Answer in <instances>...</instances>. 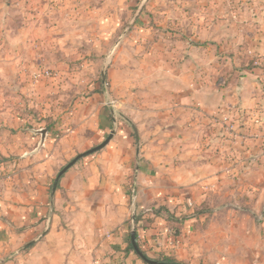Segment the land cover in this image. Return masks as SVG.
<instances>
[{"label": "crops", "instance_id": "obj_1", "mask_svg": "<svg viewBox=\"0 0 264 264\" xmlns=\"http://www.w3.org/2000/svg\"><path fill=\"white\" fill-rule=\"evenodd\" d=\"M27 1L31 3L0 0V260L23 259L22 246L39 238L31 248H39V261L60 264L55 260L58 241L73 233L70 228L78 231L63 225L64 217L96 212L86 207L97 200L96 194L110 202L109 191L115 186L119 190L128 186L133 202L139 197L137 185L143 180L158 183L155 175L161 170L164 186L182 188L178 196L157 192L153 203L191 211L188 202L203 209L208 199L216 207L205 228L201 224L205 213L185 222L176 235V248H168L166 221L154 219L152 227L140 234L147 252L179 255L188 264H239L229 257L232 252L244 255L257 244L264 255V32L259 31L264 29V0L100 2L91 11L97 16L91 32L84 24L78 29L77 21L69 22L75 36L90 40L94 35L90 50L105 56L88 67L84 77L83 87L93 90L89 102L80 115L57 120L60 127L51 131L43 123L37 130L23 128L26 119L12 91H23L28 42L40 44L44 38L38 30L47 25H52V34L60 32V24L40 22L39 6L30 11ZM237 9L244 10V17ZM248 10H255L257 18ZM224 11L225 20L219 18ZM224 54L233 60L226 64L231 67H221ZM100 71L116 93L115 86L122 83L134 85L131 92L140 96L128 105L132 116H120L125 121L117 128L109 97L97 90ZM145 91L155 99L147 101ZM160 117L164 128H158ZM61 127L69 133L61 136ZM112 131L107 146L79 160L53 193L57 173L75 155L70 154L82 152L86 143ZM207 234H212L213 242L218 237L211 247L206 240L204 246L200 242ZM76 241L91 253L87 241ZM133 263L145 264L141 259Z\"/></svg>", "mask_w": 264, "mask_h": 264}, {"label": "rangeland", "instance_id": "obj_2", "mask_svg": "<svg viewBox=\"0 0 264 264\" xmlns=\"http://www.w3.org/2000/svg\"><path fill=\"white\" fill-rule=\"evenodd\" d=\"M103 1L104 0H31V3H28L27 1V3L30 4V11H35V6H39L38 11L40 22L45 20L47 24H60V27H58L60 32L52 34V25L42 27L38 30L39 36L44 38L41 43L39 44V41L37 44H35V42H28V46L26 47L28 49L29 57L27 59L28 66L25 74L26 80L23 82V91L20 88H14L12 90L16 95L17 100H20V102L17 101V104H21L19 106L26 119L23 122L24 129L28 128L29 130H37L41 127L40 123H43L44 126L51 131L53 126L57 129V126L59 125L56 124L57 120L60 119L65 122L71 119L72 114L80 115L82 111L84 112V105L86 106L89 102L88 99L92 90L83 87L86 84L84 83V77L86 78V76H88V67H91L93 63H97L98 60L101 61L105 56H96L95 52L90 50V47L94 46V35L91 36L90 40L75 36L77 35L76 32H74L75 28L74 26L69 25V22H72V25H74L77 21V24L80 25L78 26V29L83 28L82 25L84 24L85 30L90 31L89 28L91 27L92 22H94V19H97L96 15H91V11L94 9L93 7H96ZM241 1L244 2L247 0ZM16 9L17 11H20L21 8L20 6H17ZM225 11L220 13L221 15L219 18L224 20L227 19ZM237 11L240 15L244 12L243 9H237L236 12ZM249 12L250 17H255L253 15L255 14V10ZM18 16L19 13L16 12L15 17ZM82 16H84V18ZM242 17L244 16L242 15ZM248 17L249 15L246 13L245 18ZM15 20L16 21L14 22L16 26L19 24V20H17V18H15ZM250 21L253 22L254 20L250 19ZM252 29L255 30L254 26H252ZM258 30L259 29H256V32ZM259 31L264 32V29H260ZM57 37L61 38L55 40ZM39 46L41 49H39ZM39 50L42 52L40 57ZM225 55L226 54L221 56V67H231V65L226 64L228 62H233V60L224 57ZM237 63L239 64V62ZM107 64H110L109 61ZM225 71L226 69L224 70L223 78H226L225 75H227ZM46 72H51L52 74L47 76ZM103 72L100 71L98 76L96 75V80L100 84V87H98L97 90L103 92L107 98L109 97L108 103H110L111 107L113 106V113L117 118V124H114L113 128H117L119 127L117 125L120 124L121 120L125 121V118L128 119V116H132L129 106H132L133 100L140 96L131 92L134 85H126L122 83L115 86L118 91V93H116L114 88L112 90L111 84ZM233 74L238 75L239 73ZM116 80L118 79L116 78L115 81ZM153 97L154 95L150 96L146 91L144 92V98H146L147 101L154 100L155 98ZM120 116H125V118L122 119ZM143 119H145L146 122V116L143 117ZM157 120L161 123L158 128L166 127L165 125H162V122L164 121L162 117L159 119L157 118ZM61 131V136L69 133V129L62 127ZM109 134L96 138L93 142L86 143L85 146L81 147L84 148L82 152L101 144ZM131 137L135 142L137 137L134 133L131 134ZM78 143L79 142H77L76 145H78ZM101 150L87 156L96 154ZM79 153L81 152L71 153L70 156L75 154L73 156L74 158ZM73 158L67 160V163ZM163 176L164 173L163 170H161L159 175H155L158 183L154 182V185L152 183V185H149L146 180H143V183H139V186L137 185L139 189L137 190V196L139 195V197L134 198L135 204H133L132 200L128 198L130 191L128 186H123L120 190L115 186L116 188L109 191V194L113 196L110 199V202H107L106 204L105 201L101 200L99 195L96 194L97 200L91 207H86L88 211L96 210V212L92 211L87 214V210H85L80 215L73 213L72 216H67L63 219L61 218L63 225L68 227L75 226L78 228V231L70 228L73 230V233L68 232L62 235L64 239L58 241L59 252L58 257H56L55 260L59 261L60 264H134L133 261H138L140 259L138 255L129 249L131 232L138 229L140 234H143V230H146L147 226H149L148 228L152 227L154 223L151 221L150 217L154 219L163 217H157L154 214L150 217L145 215V217L137 223L133 217L135 211L137 209L145 210L144 208L147 207L150 209L158 208L159 206L163 207L165 205H158V202H152L154 198L153 196L159 191L178 196L177 193H180V189L182 188V186L178 185L164 186ZM214 197L215 195L212 194L211 199ZM227 201L228 199L221 201L220 206L223 202ZM97 204L100 206H97L96 208L94 205ZM214 205V202H208V199L202 203L203 212L207 214L201 220V224H203L202 226L204 228L211 223L214 217L215 211L212 210L216 207ZM165 207L173 209L168 206ZM59 208L62 207L60 206ZM106 215H108V218L105 217ZM221 217V219H224V216ZM166 227L168 226L166 225ZM173 232L174 230L172 231L170 229L168 232L169 236L176 240V235ZM207 235L209 239L202 238L200 242L201 245L204 246L202 241L206 240L208 241V246L211 247V245L218 240V237L216 236V240L214 239L215 242H213L211 238L212 234ZM31 240L32 239H28L21 248V251L25 253L24 255L27 258L23 257V259H15L14 257H6L0 260V264H42V260L39 261V248L36 247L35 250L31 251V248L39 242V238L34 241ZM76 240L87 241L86 244L89 246L91 253L87 252ZM141 241H143L142 237ZM256 246H258V244ZM255 247L244 255L237 254V252L234 251L229 257L231 260L236 261L239 264H264V255ZM12 255H14V253ZM148 255L150 258H155L159 257L160 254L148 252ZM169 255L173 256L171 253H169ZM173 257L178 262L188 264L186 263L187 261H184L179 255H174Z\"/></svg>", "mask_w": 264, "mask_h": 264}, {"label": "trees", "instance_id": "obj_3", "mask_svg": "<svg viewBox=\"0 0 264 264\" xmlns=\"http://www.w3.org/2000/svg\"><path fill=\"white\" fill-rule=\"evenodd\" d=\"M178 207H175L173 209L166 208L165 206H159L158 208H153V209H148V210H142V209H137L134 214V220L135 222L139 223L145 215H150L154 214L155 216H161L163 217L166 222H167V228L176 231L174 234L177 235L181 232V230L184 227V224L186 221L192 220V219H197L200 214L204 213L203 209H193L191 211H188L186 209L179 210ZM150 217V216H149ZM151 221L153 222L152 217H150ZM147 226L146 228H148ZM145 228V229H146ZM136 232V238H137V243L141 249V251L148 257V252L142 247L140 243V232L138 229L135 230ZM142 242V241H141ZM129 249L133 251L136 255L137 252L134 250V247L132 245V242L129 243ZM138 257L142 259L139 255ZM153 260H156L158 264H184L181 262H178L175 260V258L171 255L168 254H160L159 257L155 258H150ZM143 260V259H142ZM144 261V260H143ZM145 264H149L146 261H144Z\"/></svg>", "mask_w": 264, "mask_h": 264}, {"label": "water", "instance_id": "obj_4", "mask_svg": "<svg viewBox=\"0 0 264 264\" xmlns=\"http://www.w3.org/2000/svg\"><path fill=\"white\" fill-rule=\"evenodd\" d=\"M140 9L137 10L132 18V21L128 24V27H127V30L130 29V27L133 25L134 21L136 20V18L139 16V13H140ZM43 134L46 133V130H43L42 132ZM113 134H114V131H112L109 136L99 145L93 147V148H90L84 152H81L79 154H77L70 162H68L58 173L57 177L55 178V182H54V186H53V189H52V192L54 193L56 188H57V185L59 183V180L61 179V177L71 168L73 167L80 159H82L83 157L89 155V154H92L94 152H97L99 150H101L102 148H104L108 143L109 141L113 138ZM134 217V215H133ZM131 242H132V245L134 247V250L137 252V254L144 260L146 261L147 263L149 264H158V262L156 260H153V259H150L148 258L140 249L138 243H137V238H136V233L135 231H132L131 232ZM161 264V263H160Z\"/></svg>", "mask_w": 264, "mask_h": 264}, {"label": "built area", "instance_id": "obj_5", "mask_svg": "<svg viewBox=\"0 0 264 264\" xmlns=\"http://www.w3.org/2000/svg\"><path fill=\"white\" fill-rule=\"evenodd\" d=\"M52 73L51 72H46L47 76H50ZM133 204H135L134 199H133ZM188 208L194 209L193 203L192 202H188ZM173 231V230H172ZM176 231H174L173 233H175ZM177 245V241L174 238H171L169 243H168V248H174Z\"/></svg>", "mask_w": 264, "mask_h": 264}]
</instances>
